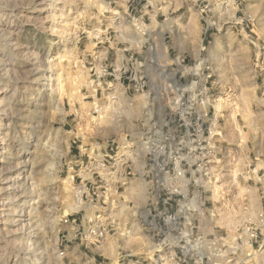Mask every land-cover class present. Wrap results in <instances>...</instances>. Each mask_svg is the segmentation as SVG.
Segmentation results:
<instances>
[{"label":"rangeland","instance_id":"374dc122","mask_svg":"<svg viewBox=\"0 0 264 264\" xmlns=\"http://www.w3.org/2000/svg\"><path fill=\"white\" fill-rule=\"evenodd\" d=\"M136 3L0 0V264H66L64 218L85 206H77L69 170L85 175L91 143L113 152L106 148L112 139L133 142L138 158L128 189L145 192L148 140L165 147L179 133L171 100L193 102L202 82L200 55H187L200 48V0L155 23L137 17ZM136 206L130 202L120 221L140 247L148 227ZM202 239L214 245H202L200 259L188 264L251 263V247ZM259 252L264 264V241Z\"/></svg>","mask_w":264,"mask_h":264},{"label":"crops","instance_id":"0c3cea01","mask_svg":"<svg viewBox=\"0 0 264 264\" xmlns=\"http://www.w3.org/2000/svg\"><path fill=\"white\" fill-rule=\"evenodd\" d=\"M136 4L137 17L155 23L173 13L177 18L185 15L177 12L188 7L189 0H137ZM200 11V48L197 43L187 55L193 60L200 55V83L209 85L214 96L206 123L215 133L219 150L220 161L214 166L216 181L204 187L191 184L186 188L192 195L189 202L170 207L185 216L180 223L182 236L161 241L146 224L149 230L145 228L141 246L135 247L127 237L133 229L120 220L130 213L129 203L139 201L134 214L139 216L142 211L146 223L156 209V196L151 181L143 175L139 182L145 183V192L134 186L128 189L134 184L130 177L124 191L108 195L106 208L100 201L95 205L86 202L79 210L83 213L78 211L79 215L71 218L61 244L66 264H188L190 258L184 257L179 241L200 249L202 245L213 246L211 240L202 239L212 237L235 246L236 233L247 225L257 230V237L247 245L254 252L245 260L257 264L263 257L259 250L264 241V79L258 73L251 40L264 45V0H200ZM179 56H185L183 50ZM190 203L199 204L198 211H190ZM95 219L113 222L119 231L109 233L99 244L85 246L78 233Z\"/></svg>","mask_w":264,"mask_h":264},{"label":"built area","instance_id":"2783aa9c","mask_svg":"<svg viewBox=\"0 0 264 264\" xmlns=\"http://www.w3.org/2000/svg\"><path fill=\"white\" fill-rule=\"evenodd\" d=\"M256 48V65L259 75L264 79V45H258L251 40ZM194 101L190 102L182 96L171 100L175 118L172 123L177 126L174 135L165 139L170 140L165 147L158 146L152 140H148L147 152L150 156V166H144L143 176L149 178L152 191L156 200L155 211L146 219V224L153 231L152 234L160 235L161 241L168 240L172 236H182L180 228L181 219L177 210H171L173 204L179 208L191 199L186 188L191 184L204 187L212 180L216 181L214 166L219 163L220 156L218 146L214 140L215 133L208 127V107L212 99L211 88L206 83H201L194 93ZM134 143L124 139L118 141L112 139L106 145L109 152L99 148V144H91V150L87 154L83 170L85 175H79L71 166L68 178L74 183L75 195L81 203L85 200L92 205L98 201L106 208L109 204L108 195L125 187L134 173V163L137 160V150ZM116 148L114 151L113 148ZM161 206V207H160ZM199 204H189L190 211H198ZM226 212L228 208H225ZM64 222H70L65 217ZM115 223L105 224L99 219L91 220L83 231L78 233L81 242L85 245L99 244L108 234L115 230ZM257 237V230L249 225L236 233V248L250 245L252 239ZM178 247L190 259H200V249L178 242ZM234 250V252H235ZM63 255V250H60ZM186 259V258H185Z\"/></svg>","mask_w":264,"mask_h":264},{"label":"bare ground","instance_id":"6f19581e","mask_svg":"<svg viewBox=\"0 0 264 264\" xmlns=\"http://www.w3.org/2000/svg\"><path fill=\"white\" fill-rule=\"evenodd\" d=\"M80 205V203H79V201H77V206H79Z\"/></svg>","mask_w":264,"mask_h":264}]
</instances>
